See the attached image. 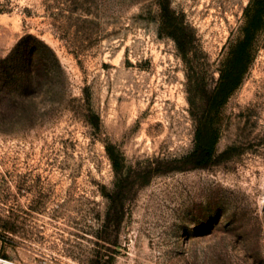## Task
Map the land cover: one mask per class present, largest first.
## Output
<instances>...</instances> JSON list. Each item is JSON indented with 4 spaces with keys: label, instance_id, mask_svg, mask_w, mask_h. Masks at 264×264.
Returning a JSON list of instances; mask_svg holds the SVG:
<instances>
[{
    "label": "rangeland",
    "instance_id": "obj_1",
    "mask_svg": "<svg viewBox=\"0 0 264 264\" xmlns=\"http://www.w3.org/2000/svg\"><path fill=\"white\" fill-rule=\"evenodd\" d=\"M250 2L0 0V57L31 34L66 77L36 124L0 130V264H264V14L213 162L166 169Z\"/></svg>",
    "mask_w": 264,
    "mask_h": 264
},
{
    "label": "trees",
    "instance_id": "obj_2",
    "mask_svg": "<svg viewBox=\"0 0 264 264\" xmlns=\"http://www.w3.org/2000/svg\"><path fill=\"white\" fill-rule=\"evenodd\" d=\"M263 14L264 0H251L244 37L231 47L216 84L204 95L205 117L203 127L197 129L195 147L189 154L171 161L167 170L205 167L213 162L222 108L249 66L254 32ZM174 37L179 50L185 53L186 37ZM64 82L65 72L55 51L36 36H22L5 56L0 57V130L36 124L42 115L41 108L45 103L49 106L55 103ZM204 131H207L206 140L201 138ZM109 155L117 165L113 154Z\"/></svg>",
    "mask_w": 264,
    "mask_h": 264
}]
</instances>
